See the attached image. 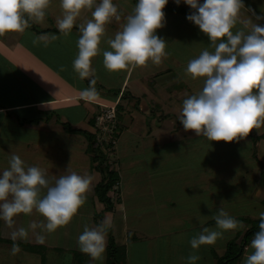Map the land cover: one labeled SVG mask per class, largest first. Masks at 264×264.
Instances as JSON below:
<instances>
[{
  "label": "rangeland",
  "instance_id": "obj_1",
  "mask_svg": "<svg viewBox=\"0 0 264 264\" xmlns=\"http://www.w3.org/2000/svg\"><path fill=\"white\" fill-rule=\"evenodd\" d=\"M23 32H6L5 40L8 44L11 42L14 47L12 52L9 45L7 49L0 41V105L30 102L38 99V96L42 98L55 96L50 85L40 83L39 77L28 68L29 65V67L33 65L41 67L40 42L34 41L39 34L27 31L24 36ZM54 62L52 67H58L57 61ZM68 78L64 75L63 81L61 80L65 93H70L72 89V81ZM193 81L197 83L192 84L196 92L202 87V82L198 79ZM28 83L32 89L29 86L26 89ZM175 96L172 93L173 101L168 100L174 107L180 105L175 101ZM165 97V93L161 94L155 103H163ZM105 106L107 105H102V108ZM154 107H151L150 114L138 120L137 124L123 127L119 136L115 137L112 147L103 148L107 153L105 158H108V163L112 165L111 168L118 172L120 179L124 176L121 179L123 187L120 181L108 192V195L113 200L118 196L123 201V211L129 210L128 215L124 213L122 216L121 208L119 209V205L115 202L114 208H118L115 209L116 218L110 225L112 231L115 234L119 229L123 230L127 216L130 222L135 221L136 218L140 221L142 230L139 232H143L147 237L142 244L133 245L134 243L130 241L128 264H189L186 259L189 255L198 257V262L194 264H217L222 256L227 255L226 258H230L238 251L241 252L240 242L247 228L254 226L259 219V212L264 211V184L260 174L262 166L260 162L264 164V125L250 130L242 139L227 142L208 141L202 135L197 136L193 130L183 128L177 119L180 108H172L170 105ZM80 110L83 109L73 107L69 111L76 115L80 114ZM158 110L159 115L153 118ZM23 115L26 118L22 119ZM23 115L20 119L17 118L21 122L16 125L14 131H11L12 133L7 127L5 129L0 126V169L8 166L7 161L12 153L20 156L21 152L28 148L34 149L33 153L25 152L28 156L31 153L33 158L40 157L44 160L45 170L50 179L63 174L70 159L67 151L72 150L70 143L73 142L69 141L71 136L69 132L65 130V134L54 137L50 133L29 129L27 124L30 116L28 118L26 112ZM35 118L33 115L32 119ZM60 118L59 123H65L64 117ZM78 120L80 119H76ZM4 122L13 123L14 117ZM119 122L124 126L120 119ZM71 123L72 127H82L75 125V121ZM169 127L171 131H167ZM164 128L167 132L160 133L159 131ZM94 130L96 131V128H93ZM72 136L78 139L82 135L72 134ZM81 140L84 144L87 143L84 138ZM100 140L108 144L109 139L106 140L103 136ZM32 141L35 145L40 144L49 149L58 146L56 149L61 157L57 158L54 155L50 157V154L40 156L38 152L42 149L27 146V143ZM73 146L75 147L76 144L74 143ZM20 158L29 165L27 163L29 158L22 156ZM51 161L54 163L52 164ZM91 163L92 169H95L98 162L93 164L91 161ZM70 167L69 170H76ZM76 172L86 174L80 169ZM89 174L92 176V184L86 193L85 203L69 223L51 233H46L43 242L36 241L32 236L24 240H16L44 246L46 258L44 264H78L76 261L82 258L84 261L82 264H89L90 261V264L111 263L112 257L109 256L108 248L105 249L101 261H94L77 247L76 238L82 232L84 225L93 227L101 222L100 210L104 202L98 199L99 193H95L93 185L97 181L100 182L99 178H102V175L100 172L90 171ZM218 207H223L246 227L225 231L215 243L203 244L198 249H192L188 243L189 239L207 225H205L206 221L212 218ZM93 218H95L94 222ZM32 219L43 218L35 212L31 215L21 213L15 217V226L26 227ZM207 227L215 228V225ZM10 231L11 229L0 220V238L4 240V242L0 240V264H39L40 254L25 252L18 246L15 253L11 252L13 240L9 237ZM124 231L130 239V235L135 234L132 229L126 228ZM147 232L153 235L149 236L151 234ZM249 242L241 255L238 258H231L229 264H242L246 255L252 251ZM114 243L118 248V254L122 252L121 250H125V246L120 244L118 239H114ZM122 258L124 260L119 264H125V255Z\"/></svg>",
  "mask_w": 264,
  "mask_h": 264
},
{
  "label": "clouds",
  "instance_id": "obj_2",
  "mask_svg": "<svg viewBox=\"0 0 264 264\" xmlns=\"http://www.w3.org/2000/svg\"><path fill=\"white\" fill-rule=\"evenodd\" d=\"M60 14L55 25L67 36L74 24L79 36L77 53L72 60L78 77L88 78V87L80 90L81 98H96V69L92 58L102 53L106 70L118 72L136 67L160 65L167 57L166 41L156 29L166 23L162 11L168 0H136L130 14L113 36L107 37V49H101L105 25L121 15L114 0H58ZM177 5L181 0H173ZM192 11L186 19L207 35L209 47L187 62L183 72L192 80L202 79V87L181 102L177 119L185 130H193L208 141L242 139L252 129L264 125V15L245 9L244 0H183ZM53 0H0V34L23 32L30 23H42ZM91 9V18L82 24L77 18L82 10ZM251 13V15L247 14ZM239 25V27H237ZM235 29V30H234ZM36 40L47 44L56 40L55 33H40ZM7 167L0 169V220L16 241L29 236L43 242L46 233L71 221L85 203L92 184L90 174H79L65 168L63 174L50 179L46 170L35 164L27 165L12 153ZM38 213L43 219H32L27 226H15L18 214ZM258 230L249 246L252 251L242 264H264V211L259 212ZM207 216H205L206 218ZM215 228L203 226L188 243L192 249L213 244L223 233L246 227L223 207L212 214ZM107 218L93 227L84 225L76 242L79 250L94 261H101L106 247ZM18 250L13 243L11 252ZM189 264L198 259L189 255Z\"/></svg>",
  "mask_w": 264,
  "mask_h": 264
},
{
  "label": "crops",
  "instance_id": "obj_3",
  "mask_svg": "<svg viewBox=\"0 0 264 264\" xmlns=\"http://www.w3.org/2000/svg\"><path fill=\"white\" fill-rule=\"evenodd\" d=\"M114 2L118 6L121 20L116 21L115 19H113L105 25V37L102 38L100 44L101 49H107L109 47L106 42L107 37L113 36L114 33L120 29V27L124 23V17L130 14L132 8L136 3V0H114ZM244 5L246 10L251 9L252 12L258 15H264V0H244ZM189 10L192 11V9H190L188 5L183 3V0H181V3L179 5L175 4L173 0H168V3L162 9V11L165 13L166 23H164L162 27L156 29V33L166 41V51L168 52V55L158 66L149 63L146 66L136 67L131 70L110 72L103 66L102 53H99L97 54V56L92 58V66L96 69L95 88L98 91V95L95 99L87 101L81 98L80 90L89 86L88 78H79L72 67V60L77 53L76 40L79 36V32L76 25L74 24L72 30L67 36L60 34L55 25V17L60 14L61 10L59 8L58 0H53V4L47 11L44 21L42 23H37L36 26L39 30H47L44 31L46 33H55L57 35V39L49 41L47 44L38 40L41 46V67L38 68L36 65H33L31 66V68L29 67L30 65H25L31 69L33 74L39 77L40 83L50 85L52 92H55V96L43 98L41 96H38V99L36 98L35 100H31L30 102L0 105V126H3L2 128L7 127L8 131L10 132L14 131V128H17L16 125L20 124L21 122L17 120V118L20 119V116H22L23 113L26 112L27 117L30 116V118L28 117L29 124H27V128L40 130L41 132H45L46 134L50 133L55 137L60 136L62 133L65 134L63 125L59 123L61 116L64 117L65 122L69 123L71 126V122L75 121V125L77 124V126H82L78 129L88 130L90 132L93 131L90 120L100 113L102 105L111 106L114 105V103L121 105V111L119 115L120 121L124 125L123 127H126V125L137 124L138 120L143 119L146 114H150L151 107L155 108L154 106H157L158 108H161L162 106L170 105V107L172 108H180L182 100L189 93L195 91L192 87V84H197L196 81H193L191 78L185 76L183 69L186 67L187 62L190 59L196 57L200 53L201 49L209 47L210 43L207 35L204 34L197 25L186 19V14L189 13ZM247 14L251 15V13ZM87 18H91V9L82 10L81 15L77 18V23L82 24ZM252 18L256 23H264V20L255 21V17ZM237 27H239V25H237ZM52 30H57L58 32H54ZM27 31L40 34L27 27L23 32L24 36ZM3 34H0V41H2L3 45L5 44L4 46H6L7 49L9 45L12 52V50H14V47L11 42L8 44V42L5 40V36L7 35V33L5 32ZM34 41L37 40L34 39ZM211 50L212 49L209 47V51ZM55 60L58 63V67H52V64H55ZM43 63L45 64L42 67ZM64 75H66V77H69L68 79H71L72 81V89L70 93H65L61 85V80L63 81ZM198 80L202 82V79ZM26 85V89L31 86L30 83ZM30 89H32V87H30ZM163 93L166 94L165 101H163V103H155L159 100L161 94ZM172 93L176 95L175 101L180 104L179 106L176 105V107H174L169 104L168 100L173 101ZM79 101H82L84 103L81 102L80 105ZM73 107H81L83 110H80V114L77 113L76 115H74L72 111H69ZM46 111H48V113H46ZM158 112L160 111L158 110L153 118L159 115ZM33 115H35L36 117L35 120L32 119ZM12 117H14L13 123L9 122V124H7L4 122V120H8ZM23 117L25 116L23 115L22 119ZM76 119L80 120L76 121ZM73 127L77 128L75 126ZM18 128H20V126ZM166 130L167 129L164 128L159 132L164 133L167 131H171V128L167 131ZM13 133L15 134V132ZM68 134L71 135L69 141L73 143H70L72 150L70 151V149H68L67 151L70 158L68 160L69 163L67 164V167L71 166L70 168L76 169L75 171H78V169H80L86 174H89V171L99 173L97 170L92 169L91 158L86 151L87 143L84 144V142L81 140V138H84L87 142V139L84 136H80L77 139L76 136H72V134L74 135L75 133ZM74 143L76 144V146L72 147ZM2 146H4V144H2ZM27 146H33L42 149L39 150L40 152H38L40 156L50 154V157H61L60 153L56 149L58 146L54 147V149H49L46 147L44 148L40 144L35 145L33 141L30 143L28 142ZM47 146L51 148V146H49L48 144ZM37 150L38 149H35V151ZM26 151H30L33 153L34 149L25 148V150L21 152L20 155L26 159L29 158L27 162L29 165H33L34 163L35 165L45 169L46 166L44 165H46V163L42 158H33L31 153L28 156L27 153H25ZM60 162H62V160H60ZM51 163L53 164L54 162L51 161ZM123 177L124 176H122L121 179H123ZM101 179L102 178L100 177L99 180L101 181ZM121 179H119V182L121 181L123 187V181ZM98 183V181L95 182V184L93 183V187L95 188ZM128 194L130 195V193ZM122 202L123 201L120 200V202L116 204L119 205V209L121 208L122 216H124V213H127L128 215L129 210L126 212L125 210L123 211ZM117 208L118 207H113L112 210L106 211L105 205L103 204V207L100 210V213H103V216L100 217L101 221L107 218L110 222V225L113 224V221L116 218V216L114 215L116 211L115 209ZM93 215H95V212ZM94 221L95 218H93V222ZM143 221H145V219ZM139 222L140 221L137 218L135 219V221L130 222L129 217L127 216V220L123 226V230L119 229V232L114 234L111 226L107 229L110 230L111 234L114 235L113 238L115 240L118 239L119 243L125 246V264H128L129 262L128 256L130 246L128 248V245H130V241L134 243L133 245L142 244L144 242V239L147 237L143 232H139V230H142ZM205 225H215V222L211 218L206 221ZM126 228L128 230L132 229V231L135 233L134 235H130L131 239L130 237H127L128 234H126V232L124 231ZM147 233L151 234L150 232ZM152 235L153 234L149 236ZM106 248H108L107 232L105 249ZM82 261L83 258L82 260H77L76 263L82 264L84 262ZM197 262L198 260L195 261V263ZM90 263L91 261L89 262V264ZM39 264H43L42 256H40Z\"/></svg>",
  "mask_w": 264,
  "mask_h": 264
},
{
  "label": "trees",
  "instance_id": "obj_4",
  "mask_svg": "<svg viewBox=\"0 0 264 264\" xmlns=\"http://www.w3.org/2000/svg\"><path fill=\"white\" fill-rule=\"evenodd\" d=\"M190 12V10H189ZM29 28L35 32H44L47 30H39L38 27L36 26L35 23H30ZM54 32H58L57 30H52ZM120 111H121V105L116 104V118L119 121L120 119ZM98 115V114H97ZM96 115V117H97ZM96 117L92 118L90 120L91 126L93 128H96V131H88V130H83V129H78V128H73L69 123H64L62 122V125L64 129L69 132V133H75V134H80L84 136L87 139V153L90 155L91 161L94 163L98 162L96 166L94 167L95 170L101 173L102 179L101 181L95 186L94 191L95 193H99L98 199L104 202L103 204L105 205L106 211H110L113 209L115 202L119 203L120 199L117 196L115 200L112 199L111 196L108 195V192L113 190L116 184L119 183L120 176L117 171L112 169V165L108 163V158L106 159L105 157L107 156V153L103 150L104 146L107 148L112 147L113 143L109 142L107 143H100L99 138L108 137V133L102 132L97 126H96ZM123 129V126H121L120 122L116 125L115 129H112V138L111 139H116L115 137L119 136V132ZM99 137V138H98ZM102 157V159H101ZM261 166V180L262 183L264 184V164ZM263 204H264V198H263ZM103 216V213L101 217ZM258 222L259 219L255 222V225L252 227L247 228L241 242H240V247L241 252L244 250V248L248 245V242L252 238V235L254 232L258 230ZM108 233V249H110V254L109 256L112 257L111 263L110 264H119V262L124 260L123 255H125V250H121L122 252L118 254V248H116L115 243H114V238L111 234L110 230H107ZM2 242V240L0 238ZM12 244L15 243L18 247H21L24 251L30 252V253H35V254H40L42 256L43 264L44 261L46 260L45 258V247L44 246H39V245H34V244H29V243H21L19 241H12ZM241 252H237L233 254L230 258H226L227 255L222 256L221 258L218 259L217 264H229V260L231 258H238L241 255ZM230 254V250L228 252ZM82 260V259H81ZM83 262V261H82ZM81 262V263H82Z\"/></svg>",
  "mask_w": 264,
  "mask_h": 264
},
{
  "label": "built area",
  "instance_id": "obj_5",
  "mask_svg": "<svg viewBox=\"0 0 264 264\" xmlns=\"http://www.w3.org/2000/svg\"><path fill=\"white\" fill-rule=\"evenodd\" d=\"M119 123V121L116 118V105L114 106H105L104 108L101 109L100 113L96 117V126L105 133H108V140L109 142H112L113 144L114 139L111 140L112 136V129L116 128V125ZM111 137V138H110ZM99 138V137H98ZM99 142L102 143V140Z\"/></svg>",
  "mask_w": 264,
  "mask_h": 264
}]
</instances>
